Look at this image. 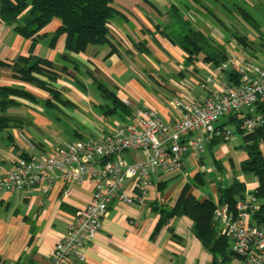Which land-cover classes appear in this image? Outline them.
Wrapping results in <instances>:
<instances>
[{"label": "crops", "instance_id": "crops-1", "mask_svg": "<svg viewBox=\"0 0 264 264\" xmlns=\"http://www.w3.org/2000/svg\"><path fill=\"white\" fill-rule=\"evenodd\" d=\"M112 5L121 15L109 21L111 44L89 45L77 54L66 50L65 36L53 41L60 27L57 19L41 31L44 36L36 42L0 21V87H22L37 99L13 98L16 105L4 112L16 123L0 131V176L19 159L51 154L65 143L47 134L58 120L47 113L50 109H59L64 116L71 113L77 124L93 132L84 138L75 131L76 138L98 139L109 124L132 119L138 108L154 110L166 123L178 121L181 110L177 101L189 104L204 99L234 81L228 66L231 55L240 54L264 66V28L255 18L258 27L250 26L242 16L243 11L251 15V9L264 12V0H112ZM177 26L185 33H201L209 48L190 61L188 53L170 40ZM234 34L243 37L249 48L244 50ZM224 51L227 60L218 65L207 59L211 53L219 57ZM21 57H37L53 64L60 73L52 83L59 100L16 78L8 65ZM95 83L112 92L128 113L112 112ZM88 118L101 125L98 131L90 129L94 127ZM28 143L33 144V150ZM221 144L209 147L198 160L187 157L179 175H153L156 182L152 181L144 206L112 204L78 264H216L220 257L214 258L210 247L196 237L192 219L173 214V208L185 185L190 187L188 194L200 203L205 199L217 203L218 191L235 180L245 191L256 188L255 177L244 174L246 181L234 175V169H240L246 159L243 149L225 159ZM223 168L229 180L226 187L215 183L214 176L208 177ZM171 180L177 183L169 186ZM64 187L57 181L47 195L37 190L0 194V264L47 263L67 224L90 202L93 184L73 185L67 195ZM237 263L233 258L229 264Z\"/></svg>", "mask_w": 264, "mask_h": 264}, {"label": "built area", "instance_id": "built-area-1", "mask_svg": "<svg viewBox=\"0 0 264 264\" xmlns=\"http://www.w3.org/2000/svg\"><path fill=\"white\" fill-rule=\"evenodd\" d=\"M228 66L236 83L189 104L177 101L181 117L174 123L162 121L152 109L138 108L132 119L108 127L98 139H76L51 154L21 158L0 176V194L37 190L47 195L60 181L67 195L73 185L93 184L90 202L67 224L46 264L82 262L84 248L98 235L112 204L144 206L153 175H179L187 157L198 160L215 139L229 142L232 131L219 125L231 115L251 112L264 98V66L240 54L231 55ZM239 128L247 134L264 128V114L251 112ZM28 146L33 150L32 143ZM129 153L142 160L125 161ZM255 191H245L233 209L215 203L213 211L216 234L229 241L237 264H264V217L260 223L253 218L262 205Z\"/></svg>", "mask_w": 264, "mask_h": 264}, {"label": "trees", "instance_id": "trees-1", "mask_svg": "<svg viewBox=\"0 0 264 264\" xmlns=\"http://www.w3.org/2000/svg\"><path fill=\"white\" fill-rule=\"evenodd\" d=\"M120 15L113 7L112 0H0V21L11 26L17 34L36 42L44 36L41 31L53 19H57L60 22V27L55 31L53 41L60 36H65L66 50L76 54L83 52L89 45H110L109 21ZM242 16L250 26L258 27L252 15L243 11ZM171 34L170 40L177 42L188 53L190 61L203 53L205 48H209L206 37L201 33L193 31L185 33L177 26ZM234 37L244 50L249 48L243 37L236 34ZM207 59L218 65L220 61L227 60V55L225 51L219 57L217 54L211 53ZM8 66L15 71L16 78L21 82L46 91L52 97L51 99H60L58 92L52 86L60 73L54 69L51 62L37 57H21ZM231 76L234 80L232 83H236L237 77ZM95 84L102 98L111 104L112 112L128 113V110L112 92L99 83ZM13 97L30 101L37 100L33 94L21 87H0V131L16 123L4 115L7 108L16 105ZM49 102L47 100V104ZM251 112L264 114V98L253 106ZM251 112L247 110L240 116L239 113L231 115L223 120L219 126L228 128L230 125L242 136L246 159L240 163V170L243 174H252L256 179L255 195L262 205L261 210L253 218H256V221L260 223L264 217V157L257 148V141L264 128L249 134L242 132L239 128L242 118L249 116ZM215 143L223 142L215 139L208 145V148ZM189 188L188 185L184 186L173 208V214H184L190 217L194 223L196 237L205 246L210 247L214 258L220 257L219 261L215 259V263L229 264L235 257L231 250H228L229 241L217 236L213 227L215 203L210 199H205L200 203L188 194ZM244 193L245 186L235 180L227 188L218 191L217 203L233 209L236 200L242 198ZM160 225L161 222L158 227Z\"/></svg>", "mask_w": 264, "mask_h": 264}, {"label": "rangeland", "instance_id": "rangeland-1", "mask_svg": "<svg viewBox=\"0 0 264 264\" xmlns=\"http://www.w3.org/2000/svg\"><path fill=\"white\" fill-rule=\"evenodd\" d=\"M214 10L217 11V14L219 16H223L224 13H221L222 10L220 8L215 7ZM251 10L252 11L249 10L251 15L256 19L258 24L262 28H264V12L263 11L260 12L256 9H251ZM246 58L250 59L252 61L251 58H249V57H246ZM257 62L258 63H256V64L259 65V61H257ZM94 86H96V84ZM32 87H34V86H32ZM34 88H36V87H34ZM36 89H38V88H36ZM24 90H26V89H24ZM38 90H41V89H38ZM41 91H43V90H41ZM43 92H46V91H43ZM46 94L48 96H50L47 92H46ZM15 98L19 99V100L30 101V100L24 99V98H18V97H15ZM50 98H52V97H50ZM47 113L50 115L52 114L53 117H55V118L58 117V120L54 121L55 123H53L52 127H49L50 129L47 130L48 136L55 138V139H58V140H61V142H69V141H73V140L78 139L74 136L75 131H78L80 134H82L84 138L88 137V136H93L92 135L93 132L91 134L86 129H84L82 126L77 124V122L74 119L75 117H73L71 115V113H67V115L64 116L59 111V109H50V110H48ZM88 119H89V121L92 122V126L94 127V128H90V127L89 128L93 129V131H94V129L96 131H98L99 130L98 128L101 125L97 122H93V120H91L90 118H88ZM115 125L116 124H109L108 127H114ZM228 129H230V131H232V135L230 137V140L227 143H222L220 147H221V153H222V155H224V158L225 159H232V157H234L233 154H236L238 152L237 150L243 149L244 144L242 141V136L239 133H237L232 126L229 125ZM88 138H90V137H88ZM257 148L261 152L262 156L264 157V131L259 136V139L257 141ZM207 149H208V146H207ZM207 149H206V151H207ZM243 152H244V150H243ZM211 153H213V152H211ZM123 158L125 161H128V162H136V161L141 160V156L138 153H129V154L124 155ZM234 175H241L242 180L247 179L248 176H245V175H250L253 179L252 174H245L244 175L239 168L234 169ZM213 176H214L215 183L219 182L222 186H225V187L228 185L229 180L227 178V174H226L224 168L218 174H216L214 171L208 174L209 179ZM152 181L155 183L156 179L153 178ZM173 183H177V181H175V182L173 180L168 181L169 186L173 185ZM229 247H230V245H228V250H229Z\"/></svg>", "mask_w": 264, "mask_h": 264}]
</instances>
